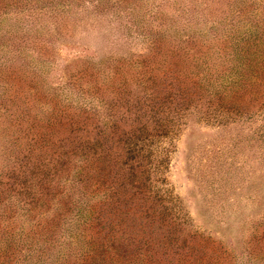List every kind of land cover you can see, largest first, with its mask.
Returning <instances> with one entry per match:
<instances>
[{
  "label": "rangeland",
  "instance_id": "1",
  "mask_svg": "<svg viewBox=\"0 0 264 264\" xmlns=\"http://www.w3.org/2000/svg\"><path fill=\"white\" fill-rule=\"evenodd\" d=\"M110 222L141 264H264V0H0V264H120Z\"/></svg>",
  "mask_w": 264,
  "mask_h": 264
},
{
  "label": "trees",
  "instance_id": "2",
  "mask_svg": "<svg viewBox=\"0 0 264 264\" xmlns=\"http://www.w3.org/2000/svg\"><path fill=\"white\" fill-rule=\"evenodd\" d=\"M154 45H156V43H153V46ZM232 47H233V49L229 51V50H227V47L223 46L222 44H219V46H218L219 51H222V52L224 51L225 54H230L232 56L231 60L235 62V61H237V59L241 58V52L240 51H242V48L241 47L239 48L238 42H235V44H233ZM230 70L233 72V74L236 78L240 77V69L238 67V62L233 63L230 66ZM126 174H131L133 176L134 175L133 167H129L128 172H126ZM109 202L110 201H106V200L104 201L105 204H107ZM84 209H82V214L86 215L87 216L86 218L91 217L92 215L96 214L95 210H92V209L87 210V214H85ZM120 210L122 211V212H120L121 217H122V214H124V216H125V214L130 213L128 211L126 212L125 208H123V207L120 208ZM135 215H136V218L140 219V225H141L142 221H147L148 223H152L151 219H150L149 211H143V212H140L139 214L135 213ZM96 219L98 221H101V218L99 216L96 217ZM134 221H135V218H134L133 222ZM122 222L124 225V219L121 220L120 224H122ZM101 224H102V222L100 223V225ZM109 225H110L109 226L110 231L107 230L101 234H98L97 236H93L100 241L98 248H100L101 250L99 253L102 256H107V255L110 256L111 255V256L117 257L118 259H121L120 264H128V263H130V264H141V262L144 261V256L142 255V249L139 246L133 247V244L128 242V241L124 242V243H122L121 240L117 241V239L115 237L116 233L113 231V229L115 227L112 226L111 222L109 223ZM113 233H114V236H112ZM117 238H119V237H117ZM94 253H96V252H94Z\"/></svg>",
  "mask_w": 264,
  "mask_h": 264
}]
</instances>
